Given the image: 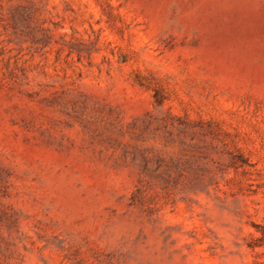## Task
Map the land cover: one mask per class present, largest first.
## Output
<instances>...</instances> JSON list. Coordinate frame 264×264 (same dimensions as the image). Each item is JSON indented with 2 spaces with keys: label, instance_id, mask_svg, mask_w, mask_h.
<instances>
[{
  "label": "rangeland",
  "instance_id": "1",
  "mask_svg": "<svg viewBox=\"0 0 264 264\" xmlns=\"http://www.w3.org/2000/svg\"><path fill=\"white\" fill-rule=\"evenodd\" d=\"M0 264H264V0H0Z\"/></svg>",
  "mask_w": 264,
  "mask_h": 264
}]
</instances>
